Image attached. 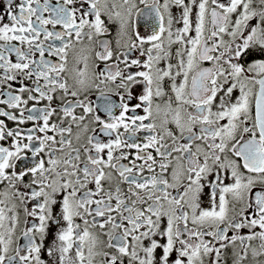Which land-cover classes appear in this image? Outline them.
I'll return each mask as SVG.
<instances>
[{"label":"snow or ice","instance_id":"6c2138e0","mask_svg":"<svg viewBox=\"0 0 264 264\" xmlns=\"http://www.w3.org/2000/svg\"><path fill=\"white\" fill-rule=\"evenodd\" d=\"M0 264H264V0H0Z\"/></svg>","mask_w":264,"mask_h":264},{"label":"flooded vegetation","instance_id":"af4514ba","mask_svg":"<svg viewBox=\"0 0 264 264\" xmlns=\"http://www.w3.org/2000/svg\"><path fill=\"white\" fill-rule=\"evenodd\" d=\"M93 99H95V97H94ZM97 102H98V101H97Z\"/></svg>","mask_w":264,"mask_h":264}]
</instances>
